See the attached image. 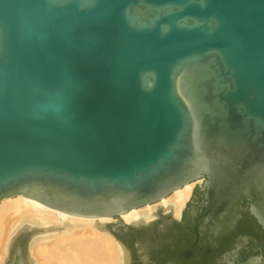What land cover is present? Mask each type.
I'll return each mask as SVG.
<instances>
[{
    "label": "water",
    "instance_id": "obj_1",
    "mask_svg": "<svg viewBox=\"0 0 264 264\" xmlns=\"http://www.w3.org/2000/svg\"><path fill=\"white\" fill-rule=\"evenodd\" d=\"M201 178V216L264 230V0H0V201L137 225ZM111 222L22 212L3 264L88 228L129 264Z\"/></svg>",
    "mask_w": 264,
    "mask_h": 264
},
{
    "label": "flooded vegetation",
    "instance_id": "obj_2",
    "mask_svg": "<svg viewBox=\"0 0 264 264\" xmlns=\"http://www.w3.org/2000/svg\"><path fill=\"white\" fill-rule=\"evenodd\" d=\"M205 182V178L192 182L193 190L178 214L175 206L168 209L160 206L162 199L150 204L157 207L145 223L127 224L120 218L123 224L113 219L103 229L124 245L129 264H247L235 258L255 243L264 242V230L249 214L246 203L242 204L240 217L231 228H219L224 224L220 216L212 219L201 216L207 194ZM247 256H261L256 264H264L261 250Z\"/></svg>",
    "mask_w": 264,
    "mask_h": 264
},
{
    "label": "bare ground",
    "instance_id": "obj_3",
    "mask_svg": "<svg viewBox=\"0 0 264 264\" xmlns=\"http://www.w3.org/2000/svg\"><path fill=\"white\" fill-rule=\"evenodd\" d=\"M193 187L194 183H188L173 191L169 194V198L161 199V205L174 204L178 214ZM156 207V205H145L142 208L130 210L121 217L135 212L147 214ZM30 211L61 214L77 219L94 220L96 223L100 220H113L108 217L95 219L68 215L21 195L4 198L0 201V264H3L7 255V236L11 226L22 212L30 214ZM119 256V248L115 240L110 235L91 228L56 235L50 243H38L33 248L36 264H119Z\"/></svg>",
    "mask_w": 264,
    "mask_h": 264
}]
</instances>
